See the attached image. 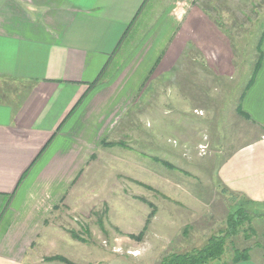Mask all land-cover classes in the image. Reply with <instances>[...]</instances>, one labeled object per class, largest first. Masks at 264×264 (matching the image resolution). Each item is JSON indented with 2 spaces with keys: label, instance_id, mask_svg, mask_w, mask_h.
I'll list each match as a JSON object with an SVG mask.
<instances>
[{
  "label": "crops",
  "instance_id": "1",
  "mask_svg": "<svg viewBox=\"0 0 264 264\" xmlns=\"http://www.w3.org/2000/svg\"><path fill=\"white\" fill-rule=\"evenodd\" d=\"M254 33L262 37L246 44ZM237 42L260 63L236 133L249 139L218 169V216L230 211L231 194L264 205V0H0V264H61L48 260L67 258L56 250L85 246L60 222L92 204L89 191L107 193L109 171L116 191L124 177L138 185L136 141L119 137L135 98L161 93L168 112L172 88L187 76L234 72ZM170 186L163 197L177 205L172 193L199 199L195 186ZM106 198L94 202L110 209ZM237 264H264V250Z\"/></svg>",
  "mask_w": 264,
  "mask_h": 264
},
{
  "label": "rangeland",
  "instance_id": "2",
  "mask_svg": "<svg viewBox=\"0 0 264 264\" xmlns=\"http://www.w3.org/2000/svg\"><path fill=\"white\" fill-rule=\"evenodd\" d=\"M260 37V33L247 34L244 42L254 46ZM243 45L236 44L241 50V59L235 60L232 74L210 75V80H192L187 76L180 82V91L174 86L168 98L172 105L166 113L163 112L161 93L146 97L144 92L135 98L133 106L136 105V109L128 110L119 137L123 141L133 137L136 142L129 145L135 150L130 156L135 159L139 156L140 168H145L146 163L149 166L148 173L134 169L132 179L160 192L130 182L131 176L124 177L122 190L118 185L116 191L115 172L109 171L107 193L89 191L92 204L82 210L65 212L64 220L59 221L65 231L86 238L87 244L76 245L68 251L60 247L54 253L66 254L75 264H163L169 254L202 248L212 235L226 227L223 216L226 220L229 208L224 210L225 213L217 214L221 207V194L216 193L218 169L229 150L249 139L246 136L242 141L236 133L241 130V115L244 117L241 110L243 95L254 78L258 63L244 54ZM201 66L209 70L207 62ZM173 83L178 85V81ZM148 105L155 106L153 112L148 110ZM195 109L198 111L194 112ZM147 135L149 139L153 137V144H146ZM206 138L209 148L202 155L199 145H206ZM168 150L177 151L182 157L174 159L168 156ZM167 163L175 168L171 169ZM151 166H154L153 170ZM168 185L178 188L179 192L182 186H195L199 199L193 202L172 193L174 199L183 203L177 205L174 200L163 197L162 192L167 193ZM94 196L107 197L110 209L103 202H94ZM140 198L157 208L155 218L148 225L152 209ZM245 207L258 215L252 223L257 236L245 240L239 235L231 240L224 257L228 264L233 261L235 249L258 244L264 247V205ZM145 228L143 241L131 238L138 237Z\"/></svg>",
  "mask_w": 264,
  "mask_h": 264
},
{
  "label": "trees",
  "instance_id": "3",
  "mask_svg": "<svg viewBox=\"0 0 264 264\" xmlns=\"http://www.w3.org/2000/svg\"><path fill=\"white\" fill-rule=\"evenodd\" d=\"M260 60L257 63L256 71L259 68ZM253 81V80H252ZM251 81V83H252ZM167 165L174 169L175 167L170 163ZM144 188L149 191H153L150 187L139 183ZM237 195L231 194L230 201L232 202L231 210L227 215L225 220L226 227L221 229L217 234L212 235L207 243L199 249H195L190 252L182 253H172L166 256L163 260V264H228L224 261V257L227 254L228 243L239 235H242L245 240H251L257 236V232L253 227V221L258 215L250 212L247 207H245L247 202H238ZM142 202L149 205L152 209L147 225L155 218L157 213V208L151 202L140 198ZM146 228L138 237H131L136 239V241H143L144 232ZM254 248H260L264 250V247H261L259 244L255 247L244 248V249H235L233 261L229 264H237L241 261H244L250 257L251 250ZM49 261H59L64 264H75L72 261L68 260L65 257L56 256L48 259Z\"/></svg>",
  "mask_w": 264,
  "mask_h": 264
},
{
  "label": "built area",
  "instance_id": "4",
  "mask_svg": "<svg viewBox=\"0 0 264 264\" xmlns=\"http://www.w3.org/2000/svg\"><path fill=\"white\" fill-rule=\"evenodd\" d=\"M208 149L207 146H200V152L202 155H204L206 153V150Z\"/></svg>",
  "mask_w": 264,
  "mask_h": 264
},
{
  "label": "bare ground",
  "instance_id": "5",
  "mask_svg": "<svg viewBox=\"0 0 264 264\" xmlns=\"http://www.w3.org/2000/svg\"><path fill=\"white\" fill-rule=\"evenodd\" d=\"M134 255V254H133Z\"/></svg>",
  "mask_w": 264,
  "mask_h": 264
}]
</instances>
